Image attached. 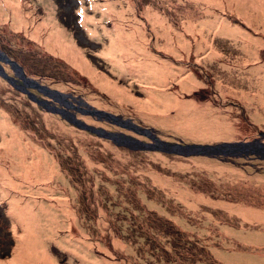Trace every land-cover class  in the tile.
Returning a JSON list of instances; mask_svg holds the SVG:
<instances>
[{
  "label": "rangeland",
  "instance_id": "374dc122",
  "mask_svg": "<svg viewBox=\"0 0 264 264\" xmlns=\"http://www.w3.org/2000/svg\"><path fill=\"white\" fill-rule=\"evenodd\" d=\"M217 1L19 0L23 15H33L36 23L16 28L7 15L0 18V52L19 62L29 78L67 93L75 106L62 107L88 124L152 142L91 114L90 108H95L153 128L161 140L170 142L218 145L264 140V119L256 111L261 99L252 95L248 102L224 88L226 84L254 87V93L264 87V30L243 15L246 0ZM256 4L264 13V0H253ZM187 15L198 27L202 20L206 23L205 34L224 56L214 58L213 48L174 54L164 47L163 30L195 44L198 38L188 30ZM162 21L166 26H161ZM37 23L41 32L58 24L76 51L90 60L93 75L44 48L34 33ZM138 34L151 58L178 69L167 82L154 83L147 66L128 59L127 50L104 53L116 39L131 41ZM255 41H260L258 48ZM226 55L232 59L227 61ZM241 57L250 60L241 64L237 60ZM1 63L21 87L23 81L11 64ZM150 87L160 93L156 103ZM30 89L47 98L41 90ZM166 96L172 102L169 108L161 105ZM0 108L6 114L1 119L10 114L12 123H20L35 140L47 143L61 167L52 188L37 182V194L20 193L24 188L9 186V179L19 175L11 168L10 151L0 156L6 163L0 166V264L11 259L23 262L14 257L27 250L22 242L26 225L14 214L12 204H24L30 197L39 200L34 206L50 205L58 217L53 239H36L44 248L35 256L46 255L39 258L40 264L53 260L57 264H264V219L245 216L246 207L264 209L257 182L264 178V158L241 151L183 155L130 148L77 126L68 114L47 110L1 74ZM191 108L199 114L191 116ZM2 132L0 128V141ZM64 204L75 215L65 219ZM253 235L255 240L250 238Z\"/></svg>",
  "mask_w": 264,
  "mask_h": 264
},
{
  "label": "bare ground",
  "instance_id": "6f19581e",
  "mask_svg": "<svg viewBox=\"0 0 264 264\" xmlns=\"http://www.w3.org/2000/svg\"><path fill=\"white\" fill-rule=\"evenodd\" d=\"M196 1H200V0H196ZM212 1L215 4L218 3L217 0H212ZM252 1L248 2V0H246V4H244V6L247 8L245 9V11H243V15L246 16L248 20L253 21L254 23L252 22L251 23L256 28H261L264 30V13L262 11H258L257 10L258 4L253 6ZM15 3L12 0H6L5 6L0 4V18H2L4 15H7L9 18H11V23L16 28L21 23H25V24L36 23L35 17L33 15H27V16L23 15L25 14V11L22 10L21 6L17 5L19 4V0L16 4ZM7 11L8 13H6ZM158 20L161 19L158 18ZM206 20L207 19H205V21ZM186 21H187L186 23L188 30L192 31L193 36L198 38L195 44L193 40L187 39V37H181V36L180 38H177V36L171 37L170 35L173 34L171 31L163 30L160 33L164 37L167 36V39L164 42V47H166V49L176 54L181 52L182 49L200 50L201 48H205V49L213 48L212 52L214 53L213 56L214 58L217 56L218 57L224 56L223 55L224 52H220L219 48L211 42L210 36L205 34V32H207L204 29L206 23L203 20L201 21L200 27H198V25L194 22V20L191 17H189V15L186 16ZM255 21H257V23ZM45 22L46 21H43L42 24H44ZM161 23H162L161 26H166L165 21H162ZM41 30L42 29L40 24L37 23L35 26L34 33L39 39H41L44 42V48H48L50 50L59 52L60 54L65 56L70 62L75 64V66H77L81 71L84 72L90 71V73L93 75L94 68H91L90 60L86 58V56L83 53H81L79 49H77L76 51V47L72 43V40L63 35L64 32L61 30L58 24L57 27L52 25L50 27L49 32H43V31L41 32ZM139 31H141L140 28ZM38 32L40 34H38ZM117 34L118 36H121L123 32L119 31ZM175 38H177V40ZM132 39L133 40L131 41H129V39L125 41L122 40L120 41V39L118 40L116 39L112 44H110L104 49V53H106L107 55H113L118 51L127 50V54L129 55L127 56L128 59L138 61L139 63H143L145 66H147L148 71L152 74V77L155 78L153 82L158 84L161 83L159 81H162L163 83L167 82V80L172 75L175 74L174 70L175 71L178 70L175 69L173 66L167 65V62H165L164 60L151 58L152 55L148 53L149 49L147 50L146 44L144 42L145 40H141L140 34H138L136 38H132ZM255 42H256V47L258 48V42L260 41H255ZM192 44H194V47H192ZM141 51L144 52L147 51V53H140ZM139 54H142L145 57L143 58L138 57ZM224 58H227V61H230L229 58L232 59L231 56H227V55ZM237 60L242 64V62L244 61L247 62L250 59H245V57L242 59L241 57L240 59ZM18 64L22 66L19 62ZM225 65H230V64H225ZM17 76L18 78L21 79V77H19L18 74ZM100 80H102V78ZM219 83L220 86H223L222 81H219ZM151 88L154 87H150L148 89V91H150V98H153L154 100L152 102L156 103L159 101L157 96H159L160 93L158 94L154 93V90ZM224 88L229 89L234 93L240 94L243 97V99L248 100V102L251 101L252 95L260 98L261 103L259 107H256V111L258 112L260 118L264 119V87L257 88L256 92L254 93H252L254 87L234 88L233 85L226 84ZM151 92L153 93V95ZM156 92H160V91L157 90ZM170 101L171 99L169 98V96H166L163 99L161 105H163L164 108H169L170 106H172V102ZM148 104H152V103L149 102ZM196 106L197 105L193 106V108H195ZM189 111L191 116H195L199 114V111L194 110L192 108ZM4 115L6 114L3 111L1 112L0 110V128L3 131L0 141V146H1L0 156L1 155L6 156V152L10 151L9 157L11 158V161H13L12 163L13 166H11V168H14L12 170L15 171L17 170L19 172L18 177L9 179L10 180L9 186L13 188L16 187L24 188V189H19L20 193L31 191V193L34 194H37L38 192V190H36L38 185L37 182H46L47 187H49L48 189L52 188V186L54 185L53 180L57 178L58 175L60 174L59 172L61 167L59 164V156L54 151H52L51 147L48 146L47 143H43L38 139L35 140L33 135H31V133L22 129L20 123H16V122L12 123L14 121L12 120V116L10 114L8 115L7 119L4 118L1 119V117H3ZM13 151L15 152V154ZM3 159L5 158H2L0 160V166H3V163H5L3 162ZM14 162L15 163L18 162V164H15ZM257 182L261 184L259 189L260 195L264 196V178L259 177V179H257ZM70 186L71 185L68 184V188H70ZM30 198L31 199L26 201L24 204H20V203L18 204V202H13L12 204V211L14 212V214L17 215L19 221L22 224L26 225L25 227L26 236L23 238L22 242L23 244L26 243L27 250H25L24 253H19L15 255L14 257V258L23 259V262L20 264H32L33 261H36L35 264H40L41 261H39V258L43 256L46 257V255L45 253H42L38 255V258L35 256L39 249L44 248V245L41 241H38V244H36V239L42 240L44 237L48 236V238L52 240L53 239L52 236L56 234L57 231L56 229L58 227V221H57L58 217L55 212H52L53 208L50 205L46 203L45 205L42 202L37 204L38 206L37 205L34 206L35 204L34 202L39 200L36 197L33 198L30 197ZM17 200L19 201L21 199L19 198ZM46 200L49 201V199ZM52 201L54 200L52 199L51 202ZM67 205L70 208V204L67 203ZM67 205L65 204L62 205V209L65 212L64 214L65 219L69 218L70 215H75V212L69 209ZM245 210L246 212L249 213V215H246L244 211L245 216L251 220L264 219V209L258 207L257 205L246 207ZM34 217H35L34 224H32V220ZM28 218H29V222H28ZM16 226L17 224H15L14 227L15 229ZM250 238L255 240L256 236L253 235V237ZM257 239H261V238H257ZM46 240L47 239H45V241ZM25 260L27 262H25ZM2 262H5L3 264H18L17 262H14L13 259H11V261L9 262L8 261H2ZM49 263L57 264L54 260Z\"/></svg>",
  "mask_w": 264,
  "mask_h": 264
},
{
  "label": "water",
  "instance_id": "95a60500",
  "mask_svg": "<svg viewBox=\"0 0 264 264\" xmlns=\"http://www.w3.org/2000/svg\"><path fill=\"white\" fill-rule=\"evenodd\" d=\"M0 60L11 64L15 72L19 75V77H21L23 81L22 83L23 85H21L20 87L19 83H16V78L10 76L5 71V68L3 67L1 62H0V74L8 81L15 84L18 88L26 92L32 98V100H35L36 102L42 104L47 110L58 112L63 116H66V114H68L69 120L74 124H76L77 126L84 128L90 132H94L96 134L111 138L118 144H124L130 148L161 150V151H167V152L178 153L183 155H189V154L213 155L217 152L226 153V152H234V151H241L245 153L252 152L253 155L258 156L260 158H264V141L261 140L260 138H257L252 141L225 142L218 145L170 142V141L161 140L159 138V135L155 132L153 128L143 127L141 125L136 124L131 119H124L120 116H117L116 114L95 108L92 109L90 108L89 112L91 114H97L100 117L104 116L110 122H113L119 126L127 127L138 133L146 135L150 139H152V142L142 140L134 136H132L133 137L132 138L131 136H128L122 132L107 130L102 126L97 127L95 125L88 124L85 121L78 118L75 112H71L67 108L62 107V104H64L66 107H71V106L74 107L73 102L69 98H67L68 97L67 93L66 94L62 93L57 89L52 90L46 85H42L37 80L29 78L28 76H26L23 67L20 66L16 60H13L12 58L8 57L2 52H0ZM33 86L41 90L43 94H46L47 98L39 97L36 93H34L30 89V87ZM56 101L60 103V106L56 105Z\"/></svg>",
  "mask_w": 264,
  "mask_h": 264
},
{
  "label": "flooded vegetation",
  "instance_id": "af4514ba",
  "mask_svg": "<svg viewBox=\"0 0 264 264\" xmlns=\"http://www.w3.org/2000/svg\"><path fill=\"white\" fill-rule=\"evenodd\" d=\"M262 140V139H261ZM264 141V140H263Z\"/></svg>",
  "mask_w": 264,
  "mask_h": 264
}]
</instances>
